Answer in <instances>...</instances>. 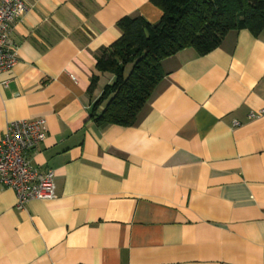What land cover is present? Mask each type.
<instances>
[{"label": "crops", "instance_id": "obj_1", "mask_svg": "<svg viewBox=\"0 0 264 264\" xmlns=\"http://www.w3.org/2000/svg\"><path fill=\"white\" fill-rule=\"evenodd\" d=\"M22 1L17 60L0 72V137L10 121L45 120L28 158L54 171L56 197L20 210L0 186V264H264V115L249 118L264 109V30L165 58L135 123L104 125L91 111L113 76L97 59L122 17L156 23L161 10Z\"/></svg>", "mask_w": 264, "mask_h": 264}, {"label": "trees", "instance_id": "obj_2", "mask_svg": "<svg viewBox=\"0 0 264 264\" xmlns=\"http://www.w3.org/2000/svg\"><path fill=\"white\" fill-rule=\"evenodd\" d=\"M162 12L158 22L141 16L118 21L121 36L98 57L96 68L110 73L92 106L104 125L131 126L162 78V61L191 48L203 55L233 30H264V0H151ZM97 76L91 85L93 87ZM102 110L98 113V108Z\"/></svg>", "mask_w": 264, "mask_h": 264}, {"label": "built area", "instance_id": "obj_3", "mask_svg": "<svg viewBox=\"0 0 264 264\" xmlns=\"http://www.w3.org/2000/svg\"><path fill=\"white\" fill-rule=\"evenodd\" d=\"M25 10L22 0H0V72L12 69L16 63L17 47L10 40L9 32ZM3 85L6 86V82ZM262 115L264 109L250 112L249 118ZM44 137V119L10 121L0 137V186L14 191L17 209H24L32 200H52L56 197L54 171H41L28 158L29 152Z\"/></svg>", "mask_w": 264, "mask_h": 264}]
</instances>
